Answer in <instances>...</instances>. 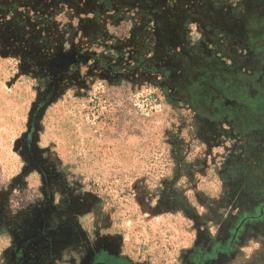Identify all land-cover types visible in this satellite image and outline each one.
Instances as JSON below:
<instances>
[{
  "label": "rangeland",
  "instance_id": "374dc122",
  "mask_svg": "<svg viewBox=\"0 0 264 264\" xmlns=\"http://www.w3.org/2000/svg\"><path fill=\"white\" fill-rule=\"evenodd\" d=\"M0 264H264V0H0Z\"/></svg>",
  "mask_w": 264,
  "mask_h": 264
},
{
  "label": "clouds",
  "instance_id": "9594fccd",
  "mask_svg": "<svg viewBox=\"0 0 264 264\" xmlns=\"http://www.w3.org/2000/svg\"><path fill=\"white\" fill-rule=\"evenodd\" d=\"M253 247H258V245H253ZM248 251H251V249H248Z\"/></svg>",
  "mask_w": 264,
  "mask_h": 264
}]
</instances>
